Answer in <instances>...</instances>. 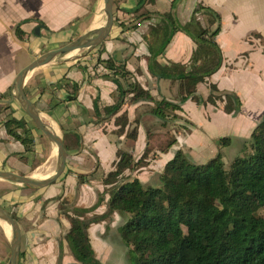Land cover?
<instances>
[{
    "label": "crops",
    "instance_id": "crops-1",
    "mask_svg": "<svg viewBox=\"0 0 264 264\" xmlns=\"http://www.w3.org/2000/svg\"><path fill=\"white\" fill-rule=\"evenodd\" d=\"M172 1L148 0L137 12V0H114L113 25L102 47L71 54L27 75L24 93L41 120L62 136L66 161L63 175L44 189L0 180V208L12 216L20 229L17 264L74 263L65 240L69 229L67 216L75 208L88 209L96 204L104 188L101 180L112 171L118 151H128L137 160L143 152L147 131L171 130L175 132L176 143L167 152L157 153L147 165L131 174L125 172L142 184H148L146 178L155 180L178 150L197 164L206 163L217 153L224 165L229 164L238 155L242 141L248 139L264 117V0H176L174 13L180 23L190 19L197 4L219 14L220 30L215 41L223 63L195 90L203 100L209 95V84L220 92L234 93L241 103L235 115L225 114L222 102L215 106L198 105L186 99L180 103L175 85L148 73L145 59L150 52L142 37L155 25L156 18L147 15L168 12ZM101 10L102 0H0V94L11 92L17 72L36 57L95 28L101 21ZM142 13H145L143 20ZM16 27L23 33L22 39L15 36ZM193 49L189 37L177 32L158 60L185 64ZM116 56L132 73L131 80L148 90L153 99L179 104L180 119L168 124L169 130L162 131L164 126L154 129L160 122L148 112L151 102H124L119 114L126 113L128 125L122 134L114 125L116 116L95 123L93 100L97 97L101 107L110 106L116 89L105 77L110 71L98 60ZM72 83L79 86L76 99L65 100ZM9 106L13 119L29 125L32 147L25 152L24 146L6 133L3 123L8 112L1 110L0 171L36 179L49 177L56 166L54 145L34 127L16 101ZM139 115L137 125L135 119ZM135 126L136 139L129 143L126 132ZM220 138L228 141L219 148ZM77 176L87 179L79 184ZM107 201L105 196L82 217L89 221L99 217L87 228L89 243L100 264H126L127 248L117 232L121 218L115 212L110 213ZM61 202H65L63 214L59 210ZM5 224L0 220V264H7L10 255L11 231L4 228Z\"/></svg>",
    "mask_w": 264,
    "mask_h": 264
},
{
    "label": "trees",
    "instance_id": "trees-1",
    "mask_svg": "<svg viewBox=\"0 0 264 264\" xmlns=\"http://www.w3.org/2000/svg\"><path fill=\"white\" fill-rule=\"evenodd\" d=\"M146 1L137 0V12ZM175 5L173 0L168 12L147 15L156 18L155 25L142 37L150 52L145 59L148 73L175 85L180 103L186 99L198 105L215 106L222 102L225 114L239 113L241 103L234 93L220 92L214 84H209V95L203 100L195 90L197 84L206 82L223 63L215 41L220 30L219 14L197 4L190 19L180 23L174 13ZM144 15H140L142 20ZM14 31L22 39L19 28ZM177 32L194 44L190 59L185 64L160 62L158 58L163 56ZM98 62L110 71L105 77L116 89L110 106L101 107L97 97L93 100L95 123L116 116L117 132L124 133L128 119L125 112H119L125 101L128 104L151 102L148 112L164 127L180 119L179 104L153 99L148 90L131 80L132 73L121 57ZM78 88V84L72 83L65 100H75ZM9 94H0V100L9 98ZM1 110L8 112L3 123L6 133L19 141L25 152L30 151L29 125L10 116L9 104H0ZM139 119L140 115L135 124L138 125ZM174 133L147 131L143 152L137 160L128 151L119 150L112 171L101 180L104 188L96 204L88 209L75 208L67 216L69 229L65 240L73 264H100L87 234L89 224L97 222L99 217L90 221L82 217L94 210L105 196H108L110 213L115 212L121 218L117 232L127 248L126 264H264V215L260 214L264 210V117L248 139L242 141L238 155L227 167L220 153L204 164H197L178 150L150 184H142L125 174L147 165L157 153L167 152L176 143ZM136 134L135 126L126 132L125 138L133 143ZM227 141V138L218 139V147ZM86 179L77 176L79 184ZM60 204L63 214L65 202Z\"/></svg>",
    "mask_w": 264,
    "mask_h": 264
},
{
    "label": "water",
    "instance_id": "water-1",
    "mask_svg": "<svg viewBox=\"0 0 264 264\" xmlns=\"http://www.w3.org/2000/svg\"><path fill=\"white\" fill-rule=\"evenodd\" d=\"M113 1L102 0V13L100 23L91 30L78 36L61 47L46 51L32 60L29 64L20 69L11 84V92L9 98L0 100V104H10L16 101L25 114L29 117L34 127L51 142L56 149V166L53 173L44 179H36L32 177L22 176L9 171H0V180H6L16 185L31 188V189H44L54 182H56L64 173L66 152L62 136L47 126L39 117L33 103L26 97L24 93V81L27 75L36 68L47 66L58 61V59L69 58L70 53L79 50H93L98 48L109 36L113 25ZM117 58L119 56H116ZM60 61V60H59ZM0 220L5 222L11 231L10 238V255L7 264H17L19 260L20 249V229L17 222L12 216L0 208Z\"/></svg>",
    "mask_w": 264,
    "mask_h": 264
},
{
    "label": "rangeland",
    "instance_id": "rangeland-1",
    "mask_svg": "<svg viewBox=\"0 0 264 264\" xmlns=\"http://www.w3.org/2000/svg\"><path fill=\"white\" fill-rule=\"evenodd\" d=\"M102 16H103V13H102V10H101V18H102ZM77 38V37H76ZM76 38H74V39H72V40H75ZM72 40H70V41H72ZM70 41H68V42H70ZM67 42V43H68ZM61 47V46H60ZM85 51H88V50H86V49H84V50H79V51H74L73 53H70L69 55H67V56H71V54H77V53H81V52H85ZM59 60H62V59H58V61ZM159 127H163V126H161L159 123L157 124V126H156V128H154V129H159ZM164 128H166V129H164ZM164 128H162V131H166V130H169V125H166ZM154 131H156V130H154ZM150 132V131H149ZM153 133H156V132H153ZM240 149V148H239ZM187 154V153H186ZM224 166H228V164H225ZM131 174V173H130ZM145 180H147L146 181V183L148 182V184H150L151 183V181L152 180H148L147 178L145 179ZM260 214H262V215H264V210H261L260 211ZM121 220V219H120Z\"/></svg>",
    "mask_w": 264,
    "mask_h": 264
},
{
    "label": "bare ground",
    "instance_id": "bare-ground-1",
    "mask_svg": "<svg viewBox=\"0 0 264 264\" xmlns=\"http://www.w3.org/2000/svg\"><path fill=\"white\" fill-rule=\"evenodd\" d=\"M101 9V8H100ZM99 22V20H97L96 24ZM99 24V23H98ZM46 165V164H45ZM44 174V173H43ZM46 175V174H45ZM40 178V177H39ZM7 229V231L10 233L9 227L5 224V227ZM6 231V230H5ZM8 234V233H7Z\"/></svg>",
    "mask_w": 264,
    "mask_h": 264
}]
</instances>
